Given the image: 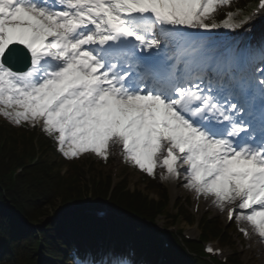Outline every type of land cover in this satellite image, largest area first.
<instances>
[{"label":"snow or ice","instance_id":"1","mask_svg":"<svg viewBox=\"0 0 264 264\" xmlns=\"http://www.w3.org/2000/svg\"><path fill=\"white\" fill-rule=\"evenodd\" d=\"M231 4L0 0V116L39 126L68 159L94 154L106 162L117 147L129 165L183 180L264 242V111L257 134L251 85L201 62L208 46L190 40L201 30L236 31L256 15L238 20L237 10L217 23L214 13ZM255 8L264 14V0ZM232 52L241 63L258 55L264 97V41L242 40Z\"/></svg>","mask_w":264,"mask_h":264},{"label":"trees","instance_id":"2","mask_svg":"<svg viewBox=\"0 0 264 264\" xmlns=\"http://www.w3.org/2000/svg\"><path fill=\"white\" fill-rule=\"evenodd\" d=\"M246 1L232 0L230 7H220L214 13L215 19L222 17L224 10L245 7ZM83 155L65 158L53 139L36 127L22 129L0 119V264H81L87 255L98 258L108 235L127 239V257L132 264L139 258V264H155L162 248H157L151 222L168 204L157 177L126 163L125 178L114 187L112 174L102 176L99 170L111 163V155L106 162L99 157L84 160ZM130 172L140 174L148 191L160 197L151 199L141 190H127ZM108 200L112 209L125 215L123 221L110 216L109 228L87 213ZM182 210L192 223L191 212L184 206ZM130 212L139 213V220ZM202 226L205 237L218 239L222 245L233 242L231 229L224 231L218 218L208 221L204 217ZM184 247L192 253L200 248L197 243L175 239L177 254L165 253L164 264H191L193 258ZM232 263L242 264L236 257Z\"/></svg>","mask_w":264,"mask_h":264},{"label":"rangeland","instance_id":"3","mask_svg":"<svg viewBox=\"0 0 264 264\" xmlns=\"http://www.w3.org/2000/svg\"><path fill=\"white\" fill-rule=\"evenodd\" d=\"M112 154H113V157H114V162L111 165H108L106 167L100 166L99 169H101V171H102V176L114 171L115 175H117V181H118L119 177L121 175V171L123 172V169H124L125 165L123 163V160H121V151H120L119 148L112 147ZM160 171H159V173H160ZM131 179H132L131 188H134L135 185L139 186V184H140L138 182L139 176L133 174ZM163 183H164L165 187H168L169 190L171 189V183H169V182L165 183V181H163ZM141 188H143V187H141ZM151 195H152V197H156V194H154V193L151 194ZM177 197L180 198V200H182V199H186V198L195 197V195L191 191L185 189L183 187V183H181L178 186V195H177ZM196 200H197V204L195 205L194 208L199 210V213L198 212H196V213L204 214V213L210 212L214 216L219 217L222 220V222H225V216H226L225 213H221L219 211V209L214 207L212 204H211V206L209 205L208 208H204V204H203L204 201L201 198H199V199L196 198ZM237 224H238L239 227L243 226V225H241L239 223H237ZM183 225H184V229H186V231H188L187 230L188 227L185 226V224H183ZM255 237L259 240L258 243H255V244H257V247L263 248V250H264V242H261V240L258 237V235H256ZM235 240L237 242V245L235 247L231 248V249L230 248H228V249L226 248V249L229 251L230 256H232V257L234 256L235 253L239 254V256L243 260L244 264H247L248 262L246 261V259L249 258L250 256H249V254H248V252L246 250V247H245L244 243L240 242L238 237H236ZM260 259L261 258H259V259H257V258L254 259L253 258L251 260V262H252V264H259L260 263Z\"/></svg>","mask_w":264,"mask_h":264},{"label":"bare ground","instance_id":"4","mask_svg":"<svg viewBox=\"0 0 264 264\" xmlns=\"http://www.w3.org/2000/svg\"><path fill=\"white\" fill-rule=\"evenodd\" d=\"M172 182V185H175L177 183H183V180H171ZM201 199L204 201L203 204H204V207H208L209 205L211 206V202L210 200H205L203 197H201ZM245 226H249L247 224H244ZM263 249H260V252H262ZM248 264H252L251 262H249ZM260 264H264V262H260Z\"/></svg>","mask_w":264,"mask_h":264}]
</instances>
